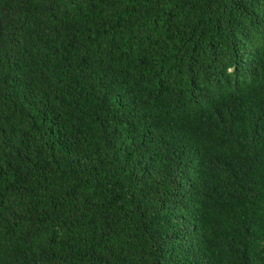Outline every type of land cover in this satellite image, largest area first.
<instances>
[{"label": "trees", "instance_id": "trees-1", "mask_svg": "<svg viewBox=\"0 0 264 264\" xmlns=\"http://www.w3.org/2000/svg\"><path fill=\"white\" fill-rule=\"evenodd\" d=\"M0 264H264V0H0Z\"/></svg>", "mask_w": 264, "mask_h": 264}]
</instances>
